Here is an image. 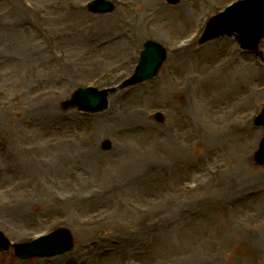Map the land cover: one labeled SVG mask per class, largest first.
I'll return each instance as SVG.
<instances>
[{
    "label": "rangeland",
    "instance_id": "rangeland-1",
    "mask_svg": "<svg viewBox=\"0 0 264 264\" xmlns=\"http://www.w3.org/2000/svg\"><path fill=\"white\" fill-rule=\"evenodd\" d=\"M90 1L0 0V232L25 243L65 227L75 239L65 255L20 261L11 249L0 264L120 253L121 264H264V40L248 53L233 37L201 45L203 29L187 38L239 0H112L104 15ZM147 40L167 60L126 86ZM87 86L108 89L104 113L65 104ZM232 122L261 135L226 133ZM11 149L25 153L19 173Z\"/></svg>",
    "mask_w": 264,
    "mask_h": 264
},
{
    "label": "water",
    "instance_id": "water-1",
    "mask_svg": "<svg viewBox=\"0 0 264 264\" xmlns=\"http://www.w3.org/2000/svg\"><path fill=\"white\" fill-rule=\"evenodd\" d=\"M171 4H176L180 0H168ZM261 1V2H260ZM241 7V6H240ZM239 7V8H240ZM251 10H244L239 13L238 10L227 11L221 16H218L210 22L207 32L201 39V43H205L208 40L218 38L222 35H233L235 32L240 33V39L250 40L246 46L253 49L252 42L258 44L259 40L263 36L264 31V0H255L253 4L248 5ZM91 9L97 12H107L112 8L109 3L104 1H96L91 4ZM255 45V46H256ZM254 46V47H255ZM166 58L165 52L157 45L147 43L145 50L141 55V61L138 66V70L135 76L127 82L129 84H135L142 82L148 78H152L157 74V71L161 67ZM74 104L79 106V109L89 112L103 111L107 107L106 94L97 90H79L74 97ZM105 149H109L110 145L106 143ZM264 154V150H263ZM260 160L264 161V155L261 152L259 154ZM73 246L72 237L67 230H60L52 234L51 236L42 239L31 246L18 248V253L24 258H28L34 255L40 256H53L57 254L65 253ZM9 247V243L0 234V251L6 250Z\"/></svg>",
    "mask_w": 264,
    "mask_h": 264
},
{
    "label": "bare ground",
    "instance_id": "bare-ground-1",
    "mask_svg": "<svg viewBox=\"0 0 264 264\" xmlns=\"http://www.w3.org/2000/svg\"><path fill=\"white\" fill-rule=\"evenodd\" d=\"M187 14H185L184 18L182 20H185L186 24H190L192 22H194L196 19L194 18L193 20H191L190 18H192V16H194L191 12H186ZM181 16V15H179ZM201 16V15H200ZM205 22V18H201L198 20L199 26H203ZM233 61H236L239 65H241L243 67V70H247L248 71V67L245 65L246 64V60H245V56L244 55H233L232 58ZM248 62H250V60H248ZM256 70L257 72L260 74H262V79H264V70L263 68L259 65L256 66ZM260 74V75H261ZM236 77V76H235ZM137 114H140L139 112ZM138 116V115H137ZM140 120H143V116L141 118H139ZM135 120H138V118L135 117ZM241 124H237L235 122L230 123L229 125L226 126L227 128V132L226 133H242L241 130L244 132L246 130V133H248V136L254 140L258 139L259 134L261 135V131L259 130H254L251 125L247 122L243 127L240 126ZM243 134V133H242ZM12 159H13V169L15 172H20V169H26L27 168V164H26V156L25 153H18L16 151H12ZM122 161V158L120 159ZM136 179H138V176H136ZM138 180H135V182H137ZM137 185V183H135ZM22 210L26 209V205H22L20 207ZM109 250H111L114 253H117L119 250V247L117 246V243H112V247L109 248ZM110 251V253H111ZM108 253V254H110ZM112 254V253H111ZM110 257V258H109ZM109 259H105L103 260L101 263L98 262L99 264H121V262H119V260L123 257L122 254L120 253L118 256L115 255L113 257V254L111 256H109Z\"/></svg>",
    "mask_w": 264,
    "mask_h": 264
}]
</instances>
